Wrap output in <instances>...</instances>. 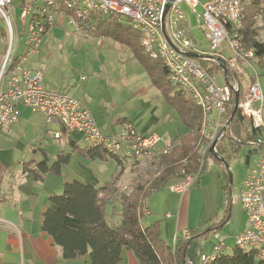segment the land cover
Masks as SVG:
<instances>
[{
    "label": "built area",
    "instance_id": "1",
    "mask_svg": "<svg viewBox=\"0 0 264 264\" xmlns=\"http://www.w3.org/2000/svg\"><path fill=\"white\" fill-rule=\"evenodd\" d=\"M15 2L21 10V34L11 20ZM183 3L195 13L199 7L202 8L203 15L197 13V21L208 41V51H202V45L198 46L194 40L190 22L181 7ZM169 5L170 0H0V19L6 25L9 40L8 52L0 63V128L18 124L21 109H29L43 115L47 124L59 125L58 131L50 132L56 141L67 145L72 134H78L86 144L101 147L110 155L135 158L141 163L149 160L147 168H150V173L158 172L160 166L155 148L162 140L159 134L142 133L133 123L124 124L116 133L103 134L93 112L85 104L67 93L46 90L43 71L26 64L30 57L40 53L47 34L58 19L70 18L79 30L89 33L88 28L78 23V18H85L91 13L116 15L128 20L133 29L141 34L145 52L163 62L171 86L176 91L191 94L201 107L205 115L203 133L208 139L203 151L205 155L213 143L220 142L225 134L227 107L232 95L240 93V81L243 85L246 82L244 65L255 68L252 61L256 54L241 42L242 0H175L165 16ZM67 10L73 11V14L68 15ZM21 36L27 37V55L13 57L15 39ZM225 43L230 55L224 53ZM188 53L200 58L190 57ZM215 64L228 66L236 82L230 84L228 70L227 77L224 71L219 75L223 79V84H220L219 76L209 71ZM254 71L252 77L255 80L246 92L243 90L239 110L252 119L259 136L250 142L251 150H256L254 166L235 197V201L246 211L249 225L246 231L235 237V247L255 251L257 260L264 261V95L259 73ZM9 75L8 85L5 86L4 79ZM193 180L192 176H188L170 189L185 195ZM190 238L191 232L186 231L184 239ZM216 239L219 242L210 253L205 251L204 246L201 247L197 264H211L227 249L225 240ZM177 240L175 237L174 246Z\"/></svg>",
    "mask_w": 264,
    "mask_h": 264
},
{
    "label": "trees",
    "instance_id": "2",
    "mask_svg": "<svg viewBox=\"0 0 264 264\" xmlns=\"http://www.w3.org/2000/svg\"><path fill=\"white\" fill-rule=\"evenodd\" d=\"M242 2L244 11L240 38L246 49L255 51L252 63L259 73V70L264 71V41L260 40V35L264 32V0ZM66 12L68 15L73 14L71 10ZM104 17V14L91 13L77 21L88 28L89 33L111 39L130 51L133 58L145 68L152 84L162 91L167 103L178 113L185 132L178 144L157 155L160 166L158 172L145 173L141 169V161L134 158L130 167L131 172L137 173V176L125 190L119 187V183L126 169L124 161L127 162V158L110 155L101 147L90 146L85 142L77 143L72 138L68 143L69 151L60 152L53 163L44 149H36L34 154L40 157L41 153L42 159H32L23 164V169L29 170L36 180H44L43 177L48 174L62 176L64 169L75 157L90 161L112 159L119 167L112 180L102 185L98 180L94 184L79 181L65 184L60 195H53L49 199L43 229L62 248L66 259L90 255L91 264H120L123 251L126 250L133 254L139 264H192L188 257L189 249L193 243H198L199 254L200 241L207 239L211 230L203 234L190 231V239L179 238L174 246L163 239L161 221L143 226L141 219L148 215L146 212L149 211V201L155 192L164 190L171 182L178 184L188 176H200L208 159L219 162L210 151L203 154L204 146L208 143L203 133L205 115L191 94L176 91L171 86L165 65L145 52L141 45V34L133 29L128 20L124 19L123 22L116 15H109L107 19ZM259 17L263 19L262 26L258 25ZM227 68L228 79L232 84L236 79L228 66ZM209 71L217 76L223 72L220 64L212 65ZM254 80L251 77L249 84ZM240 85L242 98L243 81H240ZM234 103L235 96L232 95L227 107L226 122L231 117ZM258 136L259 130L255 128L252 119L238 110L215 150L228 162L241 151L242 146L251 150L250 142ZM226 141L229 142L231 152L227 149ZM117 204L122 208L119 222L115 220ZM229 218L230 214L218 228H222ZM211 264H264V261L257 260L255 251L248 252L235 247L231 254H221Z\"/></svg>",
    "mask_w": 264,
    "mask_h": 264
},
{
    "label": "rangeland",
    "instance_id": "3",
    "mask_svg": "<svg viewBox=\"0 0 264 264\" xmlns=\"http://www.w3.org/2000/svg\"><path fill=\"white\" fill-rule=\"evenodd\" d=\"M14 6L11 20L14 27H17L21 34V10L18 2H15ZM181 7L188 17L197 45H202V51H208V41L206 40L205 33L200 28V23L197 21V13L203 15L202 8L199 7L197 13H195L186 3L181 4ZM108 17L109 15H105L104 19ZM123 22H125L124 19ZM202 22H204V19H202ZM59 25L60 27L56 32L58 35H55L54 32L49 34L48 40L40 53L30 57L26 63L32 69L43 71L45 88H47V82H54L53 84L56 85L61 83V86L65 88L69 85L73 88H77L83 84L82 81L86 78L85 74L90 72L93 62H102L104 67L108 70L104 79L107 80V78H111L114 81L115 78H119L118 80L121 82V110L125 111L133 106H137L142 96L148 97L154 104L155 102L159 104L160 113L162 111L165 113L162 118L163 124L153 130L156 131L154 133L159 134L162 139L157 150L166 151L172 144L174 140L173 137L177 134L178 129L181 128L182 125L178 115L170 108L165 107L160 98V93L152 86L148 74L144 71L142 66L131 58L130 52H128L124 46L111 39L95 36L93 32L85 33L79 30L77 26L72 23L70 18L63 19ZM5 29L6 25L4 21L0 19V59L9 49V40ZM260 40L264 41V33L260 35ZM26 41L27 37L25 36H21L19 39L16 37L13 57L17 56L18 58H22L27 55ZM224 47H226V43ZM259 74L261 75H259V81L264 94V71L259 70ZM10 76L11 75L5 77V86L8 85ZM218 80L220 84H223V79L220 76ZM248 86L249 82L246 81L243 86L245 92ZM36 115L37 114L32 116L28 122L22 123L24 128L28 130L25 131L23 136L19 137V139L27 145V148L18 159L21 162L32 160V148L36 143L40 142L49 152L51 160L54 161L57 155L64 150V148L62 150L60 148V145L63 144H58L50 135V132L55 131L57 126L55 124H47L43 116ZM104 132L107 131H103V133ZM0 141L3 142L4 140L0 138ZM228 143V141L225 142L228 151L231 152V147ZM249 150L247 146H242L241 151L228 160L229 169L221 166L219 162H213L211 159H208L204 172L200 176L193 177L194 180L186 193L187 195L185 194L186 197L185 195L172 192L170 188L172 185L176 184V182H171L164 190L155 192L148 205L149 210H154L155 213L153 216L146 215L142 218V225L149 226L160 220L162 222L163 237L170 243L177 223L176 218H178L179 206L183 202L182 221L187 223L189 232L191 230L196 234H203L211 230V235H209L207 239L201 240L200 246H206L208 250H211L213 246L218 244L219 240L216 239V237H218L219 239L225 240L227 245L231 243L234 247L235 237L248 229L246 211L239 202L234 200V196L243 188L249 171L254 166V160L256 158L254 154L251 156L249 167L245 165V159ZM133 162L134 158H128L127 162L124 161L126 169L119 183L121 189H127L133 178L137 176V173L131 172L130 169ZM84 163L101 184L111 181L113 175L119 170L117 163L112 159L108 161H87ZM148 165L149 160L141 163V169L145 173L151 172L150 168H147ZM70 168H72V166ZM230 173L232 174V185ZM231 189L232 202L230 201ZM168 196L171 197L170 204L174 206V209H164L160 215H157L156 209L163 208V205H165L164 197ZM121 212L122 208L117 204L115 211V220L117 222L120 221ZM148 212L149 211L146 213ZM167 214L172 215V220L166 218ZM229 214L231 216L227 224L223 229L218 228L220 223L229 216ZM168 224L172 226L171 237H168L166 234V227ZM233 247H231L229 254L233 252ZM206 252L209 253L208 251Z\"/></svg>",
    "mask_w": 264,
    "mask_h": 264
},
{
    "label": "crops",
    "instance_id": "4",
    "mask_svg": "<svg viewBox=\"0 0 264 264\" xmlns=\"http://www.w3.org/2000/svg\"><path fill=\"white\" fill-rule=\"evenodd\" d=\"M61 22L62 21L59 19L56 21L55 27L47 34L44 45L48 40L49 34L54 32L55 35H58L56 32L58 31ZM258 25H263V19L261 17L258 18ZM127 51L130 52L128 49ZM224 53L227 55L231 54L227 46L224 47ZM130 56L134 59L132 54ZM1 60L2 58L0 59V63ZM137 63L139 64L138 61ZM140 66L142 65L140 64ZM244 67L247 72V82H249L248 80L252 77L254 71L252 70V67L246 64ZM142 68L146 72L143 66ZM107 72L108 70L104 67L103 63L96 61L93 62L90 72L85 74L86 78L82 81L83 84L79 87L73 88L69 85L65 88L61 86V83L56 85L53 84L54 82H47L48 85L45 89L49 91L57 90L59 92H64L80 100L93 112L100 130H102L101 132L103 133V131H107L103 133L105 135L118 132L126 123H133L139 131L145 134L156 132L153 129L163 124L162 118L165 114L163 111L160 113L159 104H157V102L154 104V102L148 97L142 96L139 99L137 106H133L125 111L121 110V82L118 80L119 78H115L114 81L111 78L105 80L104 78L106 77ZM148 78L151 82L149 75ZM152 86L156 88L153 84ZM156 89L160 93V98L165 107L170 108L178 115V113L167 103L162 91L158 88ZM35 114L37 113L22 108L18 124L11 127L0 128V138L4 140L3 142L0 141V264H91L90 255L75 259L64 258L62 248L57 246L51 236L43 229V222L44 214L49 206V199L53 195H60L63 192L65 184L74 181L94 184L98 179L95 178L93 172L84 163L90 160L79 157H75L72 160L71 164L64 169L62 176L48 174L43 177L44 180H36L29 170L23 169V164L29 161L21 162L18 159L22 152L27 148V145L19 139V137L23 136L24 132L28 130L27 128H24L22 123L28 122V120ZM38 115L41 114H37L36 116ZM52 124L57 126L55 131L59 130V125L57 123ZM184 132L185 129L182 125L181 128L178 129L177 134L173 137L174 140L170 146L178 144L181 135L184 134ZM71 138L77 143L84 142L82 137L78 134H72ZM56 142L58 144H63L61 141ZM159 145L155 148V153L157 155L164 152V150H157ZM40 147L49 155L47 149L38 142L32 148V159H42L41 153H39L40 157H37V155L34 154V151ZM60 148L61 150L64 148L65 152L69 151L68 144L60 145ZM54 161L50 158L51 163ZM71 166L72 168H70ZM236 195L234 196V200ZM164 200L165 205H163V208L156 209L157 215H160L164 209H174V206L170 204V196L164 197ZM183 206L182 202L179 206L178 218H176L177 223L174 230L175 232L173 231L170 243H168L163 237L161 223L162 237L168 244L172 245L174 237H177L178 239L184 238L185 232L189 231L187 223L182 221ZM149 213V215L153 216L155 212L154 210H149ZM166 218L172 220V215L167 214ZM223 227L220 229H223ZM171 230L172 226L168 224L166 227V234L168 237H171ZM227 246V249L223 252V254L226 255L230 253L233 244L230 243ZM234 248L235 246L233 249ZM204 249L209 253L212 250H208L206 246H204ZM120 264L139 263L132 253L124 250Z\"/></svg>",
    "mask_w": 264,
    "mask_h": 264
},
{
    "label": "water",
    "instance_id": "5",
    "mask_svg": "<svg viewBox=\"0 0 264 264\" xmlns=\"http://www.w3.org/2000/svg\"><path fill=\"white\" fill-rule=\"evenodd\" d=\"M175 0H170V5L174 3ZM170 5L168 6L166 12H165V16L166 14L168 13L169 11V8H170ZM188 55L190 57H193V58H196V59H199L200 56L199 55H196V54H192V53H188ZM222 69L224 71V75L225 77H227V68L226 66L222 65ZM239 100H240V93H235V103H234V109H233V112L231 114V117L229 119V121L227 122V125L226 127L224 128V131L226 132L228 127L231 125L233 119L235 118V116L237 115L238 113V110H239ZM217 143L218 141H215L210 149V152L211 154L213 155V157L219 161L220 163H222L227 169H229V165H228V162L226 161V159L224 157H222L216 150V146H217ZM256 153V150H249L248 153H247V156H246V159H245V165L246 167H249L250 165V160H251V156ZM230 181H231V185H232V174L230 173ZM231 195H230V201L233 200L232 198V189L230 191ZM197 249H198V243H193V245L191 246V248L189 249L188 251V257L190 259V262L192 264H197L198 262V258H199V254L197 252Z\"/></svg>",
    "mask_w": 264,
    "mask_h": 264
},
{
    "label": "flooded vegetation",
    "instance_id": "6",
    "mask_svg": "<svg viewBox=\"0 0 264 264\" xmlns=\"http://www.w3.org/2000/svg\"><path fill=\"white\" fill-rule=\"evenodd\" d=\"M251 161V160H250Z\"/></svg>",
    "mask_w": 264,
    "mask_h": 264
}]
</instances>
